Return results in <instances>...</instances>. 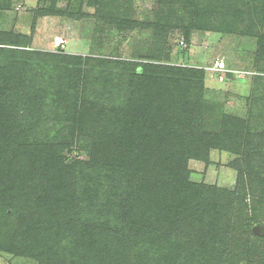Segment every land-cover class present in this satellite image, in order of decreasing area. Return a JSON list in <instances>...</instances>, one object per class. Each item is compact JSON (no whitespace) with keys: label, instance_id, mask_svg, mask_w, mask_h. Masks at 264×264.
<instances>
[{"label":"trees","instance_id":"trees-1","mask_svg":"<svg viewBox=\"0 0 264 264\" xmlns=\"http://www.w3.org/2000/svg\"><path fill=\"white\" fill-rule=\"evenodd\" d=\"M147 1L158 6L154 13L158 21L147 25L123 10L122 5L131 0H88L95 9L93 16L58 10L56 0L41 11L73 20L88 16L94 24L121 32L148 27L164 39L170 31H180L187 46L195 31L231 34L245 30V20L255 28L264 25V0H203L196 5L188 0ZM246 34L251 36L247 30ZM259 39L264 50V34ZM28 44L22 34L0 32V55L5 61L0 64V161L8 167L6 171L0 167V208L20 209L11 236L0 237V248L41 261L45 256L57 257L65 264H264V254L256 247V243L264 245V237L253 232L258 219H246L245 241L240 245L235 225L239 194L190 179L192 160L207 162L211 150L240 155L244 147L243 135L235 129L208 132L204 70L166 65L163 61L169 57L159 53L145 56V62L76 57L67 76L75 82L71 90L75 103L68 100V112L91 139L98 173L114 181L100 190L88 188L91 202L81 213L71 172L74 160L38 135L25 134L23 118L29 110L21 114L28 90L26 68L33 59L55 56L62 62L69 56L63 51H28L24 49ZM187 60L183 49L179 62ZM260 74L264 72L253 78ZM233 79L232 73L224 77ZM93 82L100 90L96 88L90 97ZM56 90L44 89L42 100ZM36 109L31 128L38 127L48 113L40 99ZM232 167L238 171L239 184L254 179L252 166L248 171L237 161ZM48 218L52 226L53 221L60 226L47 237L58 249L39 251L43 242L39 235L34 238L33 231ZM59 240L65 242L57 244ZM170 249L175 253L168 254Z\"/></svg>","mask_w":264,"mask_h":264},{"label":"rangeland","instance_id":"rangeland-1","mask_svg":"<svg viewBox=\"0 0 264 264\" xmlns=\"http://www.w3.org/2000/svg\"><path fill=\"white\" fill-rule=\"evenodd\" d=\"M87 1L56 0V9L62 11L70 9L75 13L81 11L93 16L95 9L91 8ZM187 2L196 5L198 2L203 3V0ZM51 4L52 0H0V32L26 36L29 44L27 48H24L25 50L54 54L63 51L69 56L62 62L55 56H41L33 59V65L26 68L25 85L28 90L22 100L21 114L25 115L29 110L23 118V123H27L25 134L29 137L38 135L55 146L66 159L74 160L75 164L71 172L75 182V200L79 201L78 207L81 213L88 209L87 206L91 202L89 195L92 191L88 192V188L100 190L105 185L110 187L114 181L104 177V173H98L93 163L91 139L74 122L72 111L68 112V100L70 105L75 103L74 95H71L75 82L67 76L76 62V57L135 59L137 62H145L147 60L145 56L159 53L169 57L167 61H163L166 65H181L205 71L204 99L208 132L218 134L224 130L235 129L243 135L244 147L240 155L211 150L207 162L192 160L189 164L191 181L220 191L239 194L238 198L241 199H238L235 209V225L239 228L240 245L245 241L243 235L247 230L243 226L247 218L258 219L259 225L264 228V74L257 76L259 78H253L254 74L264 72V60H259L264 59V50H261L260 39L258 40L264 34V25L255 28L251 22L245 20V30H241L242 26L238 25L240 30L235 29V32L231 34L210 31L200 35L195 31L192 34L191 44L187 46L183 43L184 36L180 31H170L164 39L166 36L164 38L159 34L155 36L156 33L148 27L121 32L107 25L94 24L95 20L88 16L81 20H73L69 15H43L41 10H48ZM122 7L127 12V16L142 22L143 25L158 21L154 15L158 6L153 1L131 0L130 4L122 5ZM246 30L251 32V36L246 34ZM183 49L187 50L188 60L180 63L179 58ZM4 62V57L0 55V64ZM217 62H223L227 70L239 71L237 77L221 82L214 71ZM38 64H41V69L37 68ZM241 72L251 74L242 75ZM50 78L51 81H49ZM98 85L96 86L94 82L91 84L92 90L88 91L90 97L94 95L96 88L100 90ZM46 88H56V95L53 94L52 97L43 101V90ZM39 90H42L41 95L38 98L34 97ZM106 97L108 98L107 94ZM38 99L48 113L38 127L31 128L33 122L31 119L37 111ZM105 101L103 99L102 103ZM237 161L248 171L252 166V173L259 175L258 178L253 174L254 179L251 182L247 183L245 180L244 183L239 184L238 171L232 167ZM1 165L6 171L7 164L0 161V167ZM19 213L20 209L14 207L0 208V237L11 236L12 229L18 222ZM59 213L63 215L62 208L59 209ZM79 213L76 215L78 220L81 219ZM49 218L45 220L43 226H38V229L33 231L34 238L39 235L43 242L37 246L39 251L47 252L51 250V247L58 249L55 243H49L47 237L53 231L56 232L55 230L60 226L54 221L52 226V221H48L51 220ZM86 219H90L88 213L85 214V221ZM69 224H73V221ZM261 237H264V234ZM56 243L62 245L60 240ZM256 247L264 254V245L256 243ZM4 248H0V264H65L57 257L49 259L45 256L41 261L27 255L13 254ZM174 251L175 249H170L168 254L175 253ZM194 264L205 263L195 262Z\"/></svg>","mask_w":264,"mask_h":264},{"label":"built area","instance_id":"built-area-1","mask_svg":"<svg viewBox=\"0 0 264 264\" xmlns=\"http://www.w3.org/2000/svg\"><path fill=\"white\" fill-rule=\"evenodd\" d=\"M214 71L217 73L219 80H221V82L224 81V77L226 74L232 73L234 74L235 77H237V73H239V71L234 72L232 70H227L223 62H217L216 67H214ZM244 73H247V72H241L242 75H244ZM247 74H251V73L248 72Z\"/></svg>","mask_w":264,"mask_h":264},{"label":"water","instance_id":"water-1","mask_svg":"<svg viewBox=\"0 0 264 264\" xmlns=\"http://www.w3.org/2000/svg\"><path fill=\"white\" fill-rule=\"evenodd\" d=\"M253 232L256 236H261L264 234V228L261 225H256L253 228Z\"/></svg>","mask_w":264,"mask_h":264}]
</instances>
